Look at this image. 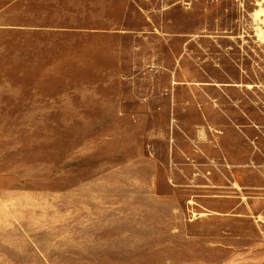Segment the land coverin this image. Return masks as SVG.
<instances>
[{
	"label": "rangeland",
	"instance_id": "1",
	"mask_svg": "<svg viewBox=\"0 0 264 264\" xmlns=\"http://www.w3.org/2000/svg\"><path fill=\"white\" fill-rule=\"evenodd\" d=\"M0 264H264V0H0Z\"/></svg>",
	"mask_w": 264,
	"mask_h": 264
}]
</instances>
